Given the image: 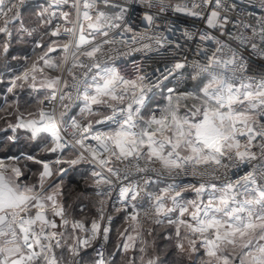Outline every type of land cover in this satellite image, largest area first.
<instances>
[{
	"label": "snow or ice",
	"instance_id": "6c2138e0",
	"mask_svg": "<svg viewBox=\"0 0 264 264\" xmlns=\"http://www.w3.org/2000/svg\"><path fill=\"white\" fill-rule=\"evenodd\" d=\"M45 2L36 16L48 40L34 41L44 51L7 89L45 95L0 140V264H163L148 252L165 225L174 233L163 238L189 264H264V64L253 67L264 61V16L233 17L236 5L226 0ZM133 4L146 9L144 32L126 21ZM26 7L0 0V59L14 40L36 33L25 26ZM167 12L204 22L203 30L180 33L186 43L199 40L197 59L168 38L172 27L156 31ZM162 49L168 59L149 71L144 62ZM136 53L143 60L131 72L116 63ZM185 71L183 89L180 80L167 86ZM157 91L165 103L145 116ZM19 130L48 158L11 154ZM29 162L40 165L34 181L25 175ZM81 165L91 168L98 196L111 199L118 189L113 208L127 227L111 251L105 199L90 222L70 216L62 202L65 176Z\"/></svg>",
	"mask_w": 264,
	"mask_h": 264
},
{
	"label": "built area",
	"instance_id": "2783aa9c",
	"mask_svg": "<svg viewBox=\"0 0 264 264\" xmlns=\"http://www.w3.org/2000/svg\"><path fill=\"white\" fill-rule=\"evenodd\" d=\"M227 3H235L236 9L231 15L233 17H240V18H245V19H250V18H259L261 16H264V0H226ZM25 3L27 5L26 8H34L40 11L41 6H46L45 0H25ZM101 10L108 11L110 13H114L116 9H110V8H105L102 4L99 5ZM25 8V9H26ZM24 9V10H25ZM23 10V11H24ZM146 9L142 7L139 4H133L130 7L129 12L126 15V21L127 23L133 28L134 32H144L147 28L146 23L142 20V16ZM152 11H155L153 9ZM57 23L59 21H56ZM254 22V21H253ZM157 24L159 25V28L156 29V31H164L166 27H172L174 29L173 32H166L165 34L168 36L170 40L177 41L181 44L184 45V51L186 54L189 56V59H197L198 57L193 56L192 50L195 48L196 44L199 43V40H193V41H188L187 43L184 41L183 37L181 36V31L184 29H190L193 32H197L199 30H203L205 28L204 22L201 20L194 19L192 17H188L182 14H175L172 12H167L161 16V18L157 21ZM151 34V32H149ZM131 35V34H129ZM218 35V33H217ZM223 39V38H222ZM210 48L213 47V45L209 44L208 45ZM116 47H121L120 45H116ZM124 50V49H122ZM163 55H157L156 53L151 54V59L146 60L144 62L145 68H147L149 71L153 67L157 66V62H162L164 60L168 59V56L165 52V50H161ZM247 55V52L245 53ZM143 60V56L141 53H136L134 55L128 56L126 58H117L116 63L120 65L122 68L127 69V71L131 72V65L133 61L136 62H141ZM261 64H264V61L256 60L254 64V70H259V66ZM187 79V71H185L184 76H177L176 79H171L169 81H166L165 83L167 86L170 87H176L177 86V80L181 81V84L179 85L180 88H184L186 85L183 83ZM160 94L159 91L154 95ZM153 96V97H154ZM44 99V97H43ZM152 100V99H151ZM151 100L148 101L147 108L148 109V115L150 114V110H155L157 107V104L151 105ZM70 115H77V108L73 107L72 112ZM7 128H2L0 129V140L6 139L8 135H11L10 130H6ZM244 174V168H240L235 170V175H242ZM184 183H194L195 180L191 177H185L181 178ZM163 185H161L162 187ZM106 190V189H105ZM91 191L93 195L95 196L96 199V205H95V217L97 216V208L99 206V201L101 199H105V209H106V215H111L113 217L112 223H111V231L112 227L114 225V222L117 218L118 215L122 214V220L123 224L127 226L126 220H125V214L124 213H117L113 205H116L119 207L118 204H116V197L118 194V189H114L111 193V199H108L107 197H101L97 195L98 189L91 184ZM190 193L193 197L194 194L192 192ZM76 219H81V218H76ZM111 231L109 233V237L111 234ZM107 249L109 250V241L107 244ZM90 251V250H89ZM110 251V250H109Z\"/></svg>",
	"mask_w": 264,
	"mask_h": 264
},
{
	"label": "crops",
	"instance_id": "0c3cea01",
	"mask_svg": "<svg viewBox=\"0 0 264 264\" xmlns=\"http://www.w3.org/2000/svg\"><path fill=\"white\" fill-rule=\"evenodd\" d=\"M37 12H39V10L34 9V8H26L23 11V19H24L25 26L29 28H37V31L34 34V36L27 37L26 39L21 40V41L14 40L7 57L0 59V111L2 108L1 106L3 104L19 105L24 110H20V112H18V115L20 113H23L26 118H27V114L30 113L31 111H25L26 110L25 108L29 109L28 106L26 105L30 104L33 98V95L42 94V93L45 95V91L44 90L34 91L27 86H25L24 88H17L13 93H9L7 89L10 86V80L13 78V76L20 74L23 71V69L28 64L31 63L32 60L36 59L44 51V49L37 48L34 43V41H40L41 38L45 42L48 40V37L44 34V30L37 27L39 24V20L36 16ZM57 55L59 56L60 53L57 52ZM52 56L56 58L55 53H53ZM163 99H164V96L159 94L152 98L151 103H154V102L159 103L163 101ZM35 112L36 111H32L31 113H35ZM78 112H79V109L77 108V114ZM144 113H145V116L148 115L147 110ZM15 122H16V118H15ZM17 135L19 136V140L17 144L20 141L21 142L23 141V142H29L30 146H29V149L27 148V151L21 149V151L14 153V155L31 154L37 157L38 154L42 153L41 152L42 144L40 142L30 141L28 139L27 134L23 130H19ZM3 140H6V139H3ZM26 171L29 172V174H25L26 177L29 179V181H34L36 177L38 176L37 173H34V176H33V168H31L30 166H28L25 172ZM90 172H91V168L89 170L86 165L85 166L81 165V166H78L76 169H73V174H74L73 177L76 178V181H81V183L82 182L84 183V181H87V180L91 181ZM185 198L192 199L193 196L190 193L186 192Z\"/></svg>",
	"mask_w": 264,
	"mask_h": 264
},
{
	"label": "rangeland",
	"instance_id": "374dc122",
	"mask_svg": "<svg viewBox=\"0 0 264 264\" xmlns=\"http://www.w3.org/2000/svg\"><path fill=\"white\" fill-rule=\"evenodd\" d=\"M56 58L59 56L57 53H55ZM190 87V85H189ZM183 89V88H181ZM43 93L42 94H34L33 98L30 102V104H27L29 109L25 108V111H38V109L41 107L39 101L43 99ZM159 95V94H158ZM158 102L151 103L157 104ZM161 104L165 103V100L159 102ZM157 104L160 106H163L161 104ZM1 111H0V129L2 128H7L8 123H15V118L18 115V112L16 111L17 107L20 110H24L21 108L19 105L15 104H3L1 106ZM148 111V109H145V111ZM145 114V113H144ZM3 140V139H2ZM30 143L29 142H19L17 144V148H14L16 152H19L22 150H26L27 148L29 149ZM24 148V149H23ZM13 151L11 154H14L16 152ZM14 152V153H13ZM38 158L40 157H47L46 153H40L37 155ZM31 168H33V176L34 173H39L40 170V165L33 164L29 162V165ZM85 166V165H84ZM65 167H67L65 165ZM88 167V166H87ZM90 170V168L88 167ZM73 173V169L70 170L64 178V184H63V196H62V202L65 205V208L67 209L68 213L70 216L78 217V218H83L85 220L91 221L94 218V208L96 205V199L93 200V198L90 197V194L87 195L88 191V186L91 184V181H84L82 184V187L84 190L81 191H76L75 190V184L73 181L69 180V176ZM25 174H29L28 171L25 172ZM55 177H53V180ZM95 197V196H94ZM83 209V211H81ZM127 227L125 224L121 222V220L117 217L114 225L112 227V231L109 237V250H113L115 245L120 242L119 238V233L123 231V229ZM169 233H174L173 228H168L166 225L163 227H159L155 230L153 233V237L150 238V242L154 240L153 246L149 248L148 254L151 255H157L160 257V259L163 261V264H189V260L186 256L180 255L177 250L175 249L174 246V240H166L163 237Z\"/></svg>",
	"mask_w": 264,
	"mask_h": 264
},
{
	"label": "trees",
	"instance_id": "16d2710c",
	"mask_svg": "<svg viewBox=\"0 0 264 264\" xmlns=\"http://www.w3.org/2000/svg\"><path fill=\"white\" fill-rule=\"evenodd\" d=\"M190 85V84H189ZM188 85V86H189ZM14 148H17V146L16 147H14ZM13 148V149H14ZM13 149H12V151H13ZM14 152H16L15 151V149H14ZM13 152V153H14ZM73 173L71 174V176H69L70 178H69V180H71V181H73V183L75 184V190L76 191H81V190H84V188L82 187V183H81V181H76V178H74L73 177ZM91 184H92V182H91ZM91 184L88 186V191H87V195H89L90 194V197L91 198H93V200H95V197H94V195H93V193H92V191H91ZM94 209V218H95V207H93ZM72 217H74V216H72ZM120 220H121V222L123 221L122 220V214H120V215H118L117 216ZM74 218H78V217H74ZM82 220H85V219H83V218H81ZM86 222H90L89 220H85ZM116 246V245H115ZM115 248V247H114Z\"/></svg>",
	"mask_w": 264,
	"mask_h": 264
}]
</instances>
